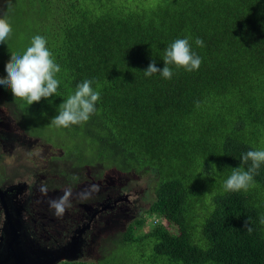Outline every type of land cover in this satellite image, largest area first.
I'll return each instance as SVG.
<instances>
[{"label":"trees","instance_id":"trees-1","mask_svg":"<svg viewBox=\"0 0 264 264\" xmlns=\"http://www.w3.org/2000/svg\"><path fill=\"white\" fill-rule=\"evenodd\" d=\"M14 1L1 0L0 17ZM25 1L33 21L21 52L44 36L60 86L59 96L32 105L6 88L22 112L16 123L62 151L57 174L71 186L83 166L157 178L147 209L156 224L144 230L139 218L105 239L135 246L132 262L118 260L113 247L105 254L101 241L96 259L59 264H264V164L254 188L224 190L242 155L264 150V0ZM178 38L202 58L199 70L170 65V80L145 76L153 60L164 67V50ZM12 42L0 44V77L16 53ZM86 79L100 92L97 114L69 128L52 124Z\"/></svg>","mask_w":264,"mask_h":264},{"label":"flooded vegetation","instance_id":"flooded-vegetation-1","mask_svg":"<svg viewBox=\"0 0 264 264\" xmlns=\"http://www.w3.org/2000/svg\"><path fill=\"white\" fill-rule=\"evenodd\" d=\"M21 113L9 102L6 88L0 85V165L3 168L0 176L5 177L4 184L0 178V189L10 199L6 206L0 203V228L6 214H10L26 227V235L36 244L40 242L39 237L44 238L47 242L44 246L64 243L76 229H82V257L97 254L102 234L117 233L136 220L133 218L139 214L140 203L136 198L139 196L124 180L126 174L102 171V168L93 172L89 166L75 170L76 180L71 186L66 182V175L57 174L61 169L62 151L39 143L37 136L19 126L16 123L19 116L15 115ZM40 146L42 158L41 152H36ZM10 167L18 169L9 174ZM65 191H70V195L62 215H56L48 202H40V194L52 200L63 196Z\"/></svg>","mask_w":264,"mask_h":264},{"label":"clouds","instance_id":"clouds-1","mask_svg":"<svg viewBox=\"0 0 264 264\" xmlns=\"http://www.w3.org/2000/svg\"><path fill=\"white\" fill-rule=\"evenodd\" d=\"M12 31L11 22L5 17H0V43L6 42ZM195 43L198 47L205 46L201 38H196ZM162 59L164 67L158 68L153 60L143 70L145 76L159 73L164 79L170 80L173 76L170 65L193 72L199 70L202 64V58L192 50L188 38H178L172 42L164 50ZM5 71L7 75L0 77V85L10 88L15 98L25 101L28 105L53 95L59 96L60 80L57 74L60 73L61 67L56 63L53 53L47 47V39L42 35L33 36L30 46L22 54L11 53ZM92 83V80L88 79L79 83L74 94L59 105L58 114L52 117L51 123L57 127L69 128L86 123L92 115L97 114L96 104L101 97L100 92L93 89ZM241 159V166L233 168L224 183L226 192H247L256 186L254 176L258 175V170L264 164V150H249ZM249 161L250 166L244 170L243 165ZM41 191L46 194V189L42 188ZM69 195L70 191H65L63 196L49 201L56 215L64 213ZM244 228L249 234L253 231L249 218L245 221Z\"/></svg>","mask_w":264,"mask_h":264},{"label":"rangeland","instance_id":"rangeland-1","mask_svg":"<svg viewBox=\"0 0 264 264\" xmlns=\"http://www.w3.org/2000/svg\"><path fill=\"white\" fill-rule=\"evenodd\" d=\"M121 2H123L126 6H128L127 4L130 3V5H135V4H146L148 2V0H120ZM149 1H153V0H149ZM1 2V0H0ZM27 2L25 0H15L13 7L11 9V13L8 15H5L4 17L7 18L12 25V34L11 36L8 38V40L4 43H0L1 45H8L14 43V45L16 46L15 51L16 53H20L21 50L23 49V42L22 40L24 38H28L25 34H26V29H27V25L31 24L33 19L32 17H30L29 15L26 14L25 8ZM0 10H2V6L0 5ZM10 39V40H9ZM12 40V41H11ZM24 52V50L21 52V54ZM39 143H42L41 141ZM36 152H41L40 157H43V149L40 146L39 149ZM46 153L49 155V152L46 151ZM18 169L17 167H10L8 169V173L11 174L13 173V170ZM3 171L2 166L0 165V173ZM21 174V173H20ZM1 180H2V184L5 183V177L0 176ZM156 176L150 172L145 173L143 175H139V174H128L127 176H124V180H127L129 182V185H131L133 187V191H135V193L139 196L136 197L138 199V202L140 203V210L138 211V215H135L134 219H139V218H143L145 221V225L144 227H142V229L147 230L150 227H152L153 225L156 224L157 220L152 219L149 214L147 213V209L149 207V205L151 204V202L155 199V193H154V186H155V180H156ZM46 196V197H44ZM131 197H135L134 195H132ZM40 202H48L51 200L49 198V196L44 195V194H40ZM139 229V228H138ZM137 229V230H138ZM111 231V230H110ZM139 232V231H137ZM114 235L113 232H107L106 235L102 234L100 236L103 237L101 239L102 244L105 245V249L106 251H104L105 254H107L108 250H110L113 247L114 242H108L105 241L106 238L110 237ZM109 252H113V254L117 257L118 260H123L125 258L126 255H128L130 257L131 262L134 260V258L136 257V248L135 246H132L130 248L129 245H121V244H117L116 246L113 247L112 250H110ZM96 259L97 258V254L93 253L91 256H88V259ZM62 263V262H61Z\"/></svg>","mask_w":264,"mask_h":264},{"label":"water","instance_id":"water-1","mask_svg":"<svg viewBox=\"0 0 264 264\" xmlns=\"http://www.w3.org/2000/svg\"><path fill=\"white\" fill-rule=\"evenodd\" d=\"M0 203L10 204V199L0 189ZM24 229L10 214H6L0 231V264H59L63 261H75L82 257V229L64 243L44 246L29 239ZM26 240H24L23 238Z\"/></svg>","mask_w":264,"mask_h":264}]
</instances>
